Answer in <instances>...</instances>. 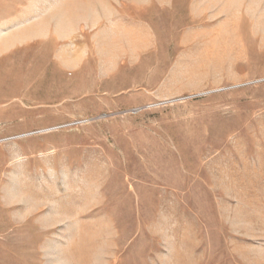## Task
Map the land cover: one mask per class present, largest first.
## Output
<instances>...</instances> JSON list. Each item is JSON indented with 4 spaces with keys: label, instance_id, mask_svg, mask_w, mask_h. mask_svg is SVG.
I'll list each match as a JSON object with an SVG mask.
<instances>
[{
    "label": "rangeland",
    "instance_id": "obj_1",
    "mask_svg": "<svg viewBox=\"0 0 264 264\" xmlns=\"http://www.w3.org/2000/svg\"><path fill=\"white\" fill-rule=\"evenodd\" d=\"M0 264H264V0H0Z\"/></svg>",
    "mask_w": 264,
    "mask_h": 264
}]
</instances>
